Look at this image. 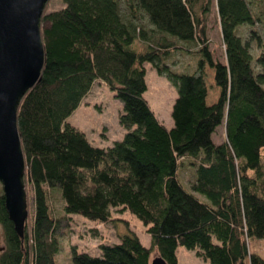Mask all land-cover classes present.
<instances>
[{
  "label": "trees",
  "instance_id": "obj_1",
  "mask_svg": "<svg viewBox=\"0 0 264 264\" xmlns=\"http://www.w3.org/2000/svg\"><path fill=\"white\" fill-rule=\"evenodd\" d=\"M60 1L63 8L41 18L44 66L17 108L33 208L20 234L0 186V264H54L60 215L53 193L63 216L129 227L115 215L127 212L150 237L146 248L130 231L99 245L98 257L72 249L71 264H150L153 252L178 264L179 246L209 264H264L250 250L251 240L264 238V39L255 27L264 30V0ZM213 4L223 62L212 57L207 37ZM188 44L200 58L196 72H172L165 62L192 53ZM145 64L176 88L170 129L144 97ZM205 66L220 90L211 105ZM97 82L122 104L118 123L126 133L109 148L93 146L66 122ZM184 159L194 169L191 192L177 179Z\"/></svg>",
  "mask_w": 264,
  "mask_h": 264
},
{
  "label": "rangeland",
  "instance_id": "obj_2",
  "mask_svg": "<svg viewBox=\"0 0 264 264\" xmlns=\"http://www.w3.org/2000/svg\"><path fill=\"white\" fill-rule=\"evenodd\" d=\"M63 6L64 5L60 0H49L45 6L44 12L50 13L63 8ZM216 16V8L213 4L211 16L209 18L207 37L210 40L212 57L215 61L223 62V47ZM142 25L145 29L150 28L145 20L142 21ZM41 27H45V24H42ZM255 27L257 32L264 39L262 25L258 24ZM248 29L250 30L252 27L248 25L243 27L239 26L236 33L238 36H243V34H247ZM186 47L193 50V52L188 54L176 52L165 62L172 72L188 75H192L196 72L200 58L194 55L196 48L193 47V45L188 44ZM253 64L254 62L252 65ZM145 70L147 91L145 92L144 97L157 119L167 129H170L173 127L171 111L177 96L176 88L164 75H158L156 70L150 64H145ZM204 70V81L208 89L206 100L216 101L219 97L220 90L214 84V72L212 69H209L208 66H205ZM121 111L122 104L117 98H115V94L103 84H95L90 94H88L81 102L78 110L69 116L66 122L83 132L93 146L109 148L114 142L122 140L126 133L118 123V116ZM223 131V126H220L217 129V135L213 138L216 143L221 141ZM192 178H194V169L192 171L189 161L184 159L182 167H179L177 171V179L189 192H191L189 182ZM53 195L57 197L56 203L53 204V210L57 216L60 215L56 231V237L59 241L60 249L55 255L54 264H71L72 249H75L78 253L84 252L93 257H98L100 256L99 245L117 244L119 242L118 237L128 234L130 231L134 232L139 237L143 246L146 248L150 247V237L144 232V226L129 213H115V215H120L119 218L126 221L129 227L121 221L116 222V225L109 224L106 226H96L93 222L79 215L63 216V213L59 212L60 201L57 193H53ZM195 195L201 202L207 201L204 196L199 194ZM30 196L31 194H27L29 217L30 211H32L33 208L32 198ZM250 244L251 252L264 258V238L251 240ZM3 247L4 236L2 227L0 226V251ZM154 256H156L155 252H153L151 258ZM176 256L178 264H209L197 257L194 251L187 250L180 246L176 250Z\"/></svg>",
  "mask_w": 264,
  "mask_h": 264
},
{
  "label": "water",
  "instance_id": "obj_3",
  "mask_svg": "<svg viewBox=\"0 0 264 264\" xmlns=\"http://www.w3.org/2000/svg\"><path fill=\"white\" fill-rule=\"evenodd\" d=\"M48 1L0 0V185L8 218L20 234L29 210L17 108L40 80L45 62L40 22ZM150 264L167 263L156 255Z\"/></svg>",
  "mask_w": 264,
  "mask_h": 264
},
{
  "label": "crops",
  "instance_id": "obj_4",
  "mask_svg": "<svg viewBox=\"0 0 264 264\" xmlns=\"http://www.w3.org/2000/svg\"><path fill=\"white\" fill-rule=\"evenodd\" d=\"M95 84H100V85H101L102 83L97 82V83H95ZM95 84L93 85V87L95 86ZM93 87H92L91 91L93 90ZM91 91H90V92H91ZM90 92H89V94H90ZM206 102H207L208 105H211V104L215 103L216 101H215V100H213V101H208V100H207ZM77 110H78V109H77ZM77 110H76V111H77ZM76 111H75V112H76Z\"/></svg>",
  "mask_w": 264,
  "mask_h": 264
}]
</instances>
